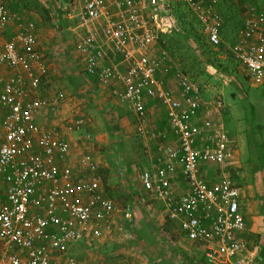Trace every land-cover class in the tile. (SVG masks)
I'll return each mask as SVG.
<instances>
[{"label":"built area","instance_id":"1","mask_svg":"<svg viewBox=\"0 0 264 264\" xmlns=\"http://www.w3.org/2000/svg\"><path fill=\"white\" fill-rule=\"evenodd\" d=\"M159 1L116 0V15L108 10L106 0H83L78 19L87 27L88 37L78 49L86 56L89 75L104 85H121L113 94L134 112L138 133L160 142L154 168L140 175L145 190L164 203L169 218L178 221L189 240L205 245L208 262L233 264L236 259L235 264H245L248 258L241 256L247 244L237 237L245 230V219L233 179L239 171L232 138L223 128H215L214 108H203L201 88L186 74L176 73L180 98L160 86L157 74L169 57L165 52L147 51L159 33L171 27L162 19L165 7ZM5 2L0 0V26L14 24L17 31L10 39L0 35V110L4 113L0 118V184L6 188L5 202L0 204V264H61L51 258L50 250L64 253L89 232L94 237L111 233L116 207L100 189L98 165L91 155H82L77 168L67 163L71 147L66 137L80 132L87 121L76 118L63 131L37 123L46 105L32 94L40 89L48 69L37 48L36 24L10 11ZM184 2L196 13L208 42L219 46L224 21L215 8L216 0L207 5L203 0ZM147 8L155 29L144 16ZM95 23H100V30L90 29ZM263 28L264 12L251 8L232 47L235 59L246 66L256 84H264ZM99 34L123 57L128 65L124 73L113 64L101 63L106 51L97 41ZM5 68L23 73L6 77ZM65 98L64 93H57L47 104L48 110L60 112ZM147 98L166 107L175 145L164 143L166 131L148 128ZM84 140L90 142L91 134H85ZM203 165L222 170L218 181L209 184L202 177ZM179 166L189 189L181 195L173 184ZM33 210H44L45 215L32 214ZM124 218L130 222L132 213L127 210ZM66 264L81 263L71 258Z\"/></svg>","mask_w":264,"mask_h":264},{"label":"crops","instance_id":"2","mask_svg":"<svg viewBox=\"0 0 264 264\" xmlns=\"http://www.w3.org/2000/svg\"><path fill=\"white\" fill-rule=\"evenodd\" d=\"M106 1L108 10L119 15L115 10L116 0ZM149 1L146 0L147 3ZM178 1H181L182 9L190 10L196 17L200 25L199 29L204 34L206 42L210 44L196 13L184 0L159 1L165 7L161 13L162 19L171 26L170 29L165 28L164 32L173 31L176 25L173 18L174 11L170 8H175ZM213 1L215 0H203L205 5ZM5 3L10 11L21 13L27 20L33 21L39 35L37 48L43 56L48 75L44 78L40 89L32 94V97L42 100L46 105L40 110L37 123L51 131H63L65 125L76 118H84L87 121V125L80 132H73L66 137L71 147L67 163L77 168L82 155H91L98 165L100 189L113 200L116 207L115 215L111 219L113 227L111 233L104 232L102 237H94L89 232L82 241L70 244L64 253L50 250L51 258L61 264L68 263L71 258L81 264H213L205 257V245L187 238L185 232L180 229L178 221L169 218L164 203L156 200L145 190L140 179L142 172L154 168L160 142L150 141L138 133V120L134 112L128 104L120 102L113 94V90L120 87V84L112 82L104 85L95 76L87 73L86 56L78 49L79 44L88 37L87 27L80 25L78 19L83 0H6ZM215 8L224 21L221 29L223 46L219 48L227 47V51L232 54V47L238 41L239 30L244 25L249 10L256 8L264 12V0H216ZM149 13L150 9L147 8L144 16L155 29ZM100 27V23H95L90 29L94 28L98 31ZM232 30L234 34L229 44L227 36ZM16 31L17 27L14 24L0 26V35L5 39H10ZM159 35L157 41L147 51L152 54L165 52L169 57L167 62L163 63L164 68L157 74L160 86L180 98L176 73L181 71L186 74L199 84L203 100L206 102L203 108H214L212 120L215 128L225 130L221 125L225 110L222 96L212 94L198 78L206 75L207 78L204 80L213 78L222 81L224 85L239 83L241 77L252 81L246 66L234 58L239 64L231 62L229 65L234 70L225 74L216 67L215 63H211L213 64L209 65L211 69L206 68L205 72L194 78L184 70L182 63L172 58L165 50H160ZM97 39L106 51V57L101 63L113 64L124 73L128 65L123 57L114 51L110 42L101 34ZM129 47L134 49L136 45L131 43ZM156 49L158 51H155ZM216 50L217 48L214 52ZM3 73L9 77L23 72L19 69L5 68ZM255 85L264 87V84L255 83ZM59 92L64 93L66 98L60 107V112L53 114L48 110L47 104ZM146 102L148 128L166 131L168 137L164 143L175 145L176 137L170 128L166 107L151 98H147ZM218 103L220 107H217ZM203 108L201 115H204ZM201 121L202 119L199 118L198 123ZM88 133L92 136L90 142L84 140V135ZM230 137L234 160L239 171V175H233V179L240 190V211L245 219V230L237 236L247 244V251L241 257L248 258L245 264H264V170L259 176L256 175L255 167L247 169L245 162L239 160L240 142L236 137L231 135ZM111 145L126 147L124 169H118L108 161L107 149ZM242 168L246 170L245 173H242ZM221 172L217 165L201 167V175L209 184L218 181ZM173 184L178 195L189 190L180 166ZM3 186L0 184V204L5 202L6 188L2 193ZM127 210L132 213L130 222L124 218ZM31 213L45 215L44 210H33ZM96 240L101 243L97 247H95ZM1 250L2 246L0 252ZM62 254H65V260L60 259L63 257ZM235 261L236 259L232 260L233 264Z\"/></svg>","mask_w":264,"mask_h":264},{"label":"rangeland","instance_id":"3","mask_svg":"<svg viewBox=\"0 0 264 264\" xmlns=\"http://www.w3.org/2000/svg\"><path fill=\"white\" fill-rule=\"evenodd\" d=\"M179 4H181V1L177 2V5ZM170 9L175 11V8L171 7ZM233 34L234 30L229 32V35L227 36L229 44ZM226 48L227 47H218L215 54L208 58H203L201 55L202 52H199L203 62L201 67H203L204 72L206 68L211 69V66H209L213 65L211 63H215L216 67L225 74H228L227 71L234 70L229 64L231 62H237L234 59L235 57H233L234 55H232L230 51H227ZM161 49L165 50L162 46L160 47V50ZM155 51L158 50L156 49ZM205 78H207L206 75H201L198 80L201 81L207 89L211 90L212 94L222 96L225 110L223 113V123L221 125L229 135L236 137L237 141L240 142V147L238 146L241 151L238 150L239 160L245 162V165H247L245 167L249 169L252 167V163L250 162L252 158V162L256 168V175L260 176L261 171L264 170V125H262L264 123V87L257 86L254 82L243 79L242 77L239 80V83H229L228 85H224L222 81L217 79L212 78V80H204ZM210 85H212L211 89L209 88ZM257 108H259L258 114H256ZM3 115L4 113L0 110V118H2ZM247 136H250L251 140L253 138V142L250 141ZM252 149H254V151H252ZM125 150L126 147H124V145L109 146L107 149L108 161L116 168L124 169L125 165L123 164V161L125 160ZM241 170L242 173H245L246 171L243 168ZM113 174L115 173L113 172ZM259 179L260 178H258V180ZM4 191L5 187L3 186L1 192L4 193ZM100 244L101 243L96 240L95 247ZM64 255L65 254H62L63 257L60 258L61 260H65L66 256Z\"/></svg>","mask_w":264,"mask_h":264},{"label":"trees","instance_id":"4","mask_svg":"<svg viewBox=\"0 0 264 264\" xmlns=\"http://www.w3.org/2000/svg\"><path fill=\"white\" fill-rule=\"evenodd\" d=\"M173 18L176 25L173 31L159 35L160 45L172 58L183 64L184 70L189 75L191 74L194 78H197L204 71L201 67L203 62L199 52H202L203 58H208L215 54V48L223 45L222 43L219 46L208 44L204 34L199 29L200 25L196 21V17L190 10L182 9L181 4L175 7ZM247 137L250 141L253 140L250 136ZM250 162L252 163H250L251 168H254L252 158Z\"/></svg>","mask_w":264,"mask_h":264}]
</instances>
